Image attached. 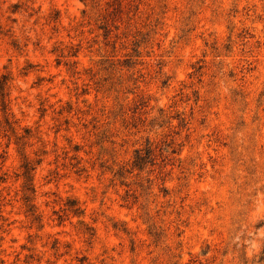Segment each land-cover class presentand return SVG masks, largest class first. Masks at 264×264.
I'll use <instances>...</instances> for the list:
<instances>
[{
  "label": "rangeland",
  "instance_id": "374dc122",
  "mask_svg": "<svg viewBox=\"0 0 264 264\" xmlns=\"http://www.w3.org/2000/svg\"><path fill=\"white\" fill-rule=\"evenodd\" d=\"M0 86V264H264V0H0Z\"/></svg>",
  "mask_w": 264,
  "mask_h": 264
},
{
  "label": "trees",
  "instance_id": "16d2710c",
  "mask_svg": "<svg viewBox=\"0 0 264 264\" xmlns=\"http://www.w3.org/2000/svg\"><path fill=\"white\" fill-rule=\"evenodd\" d=\"M151 152H152L151 145L148 142L146 143V146L144 148H136L134 150L133 159L131 161L130 172L133 170V168L140 170L141 168H143V166L146 163H150L152 160ZM28 169L29 168H28L27 164L24 165L23 174H24V177L27 179V181L30 180L29 174H28ZM68 209L70 211H72L73 214H76L77 216H79L82 213V210L80 209V207H75L74 204L68 206Z\"/></svg>",
  "mask_w": 264,
  "mask_h": 264
}]
</instances>
